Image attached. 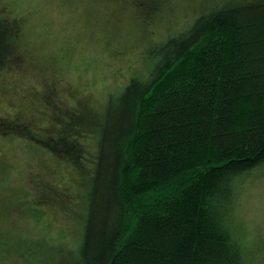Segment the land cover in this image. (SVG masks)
<instances>
[{"label": "trees", "instance_id": "16d2710c", "mask_svg": "<svg viewBox=\"0 0 264 264\" xmlns=\"http://www.w3.org/2000/svg\"><path fill=\"white\" fill-rule=\"evenodd\" d=\"M83 1L78 6L94 25L108 8L103 22L112 24V37L146 28L151 61L97 111L54 79L28 98L39 99L31 117L18 111L17 98L4 100L16 114L0 113V138L44 146L43 157L67 166L76 189L49 186V176L30 187L48 189L50 197L38 200L43 207L68 205L67 219L77 221L81 235L75 244L27 245L26 262L262 264L239 243L231 221L246 177H264V0L212 1L186 29L175 34L167 25L159 38V20L171 21L174 0ZM8 14L0 0V78L19 75L26 58L19 50L23 20Z\"/></svg>", "mask_w": 264, "mask_h": 264}, {"label": "rangeland", "instance_id": "374dc122", "mask_svg": "<svg viewBox=\"0 0 264 264\" xmlns=\"http://www.w3.org/2000/svg\"><path fill=\"white\" fill-rule=\"evenodd\" d=\"M81 1L73 0V4L80 5ZM212 1L223 0L170 2L171 21L167 22L165 17L159 20L155 36L159 38L161 32L166 31L164 27L167 25L178 30L175 34L186 29L193 23L196 12ZM87 2L88 0H84L83 5ZM78 5L67 6L61 0H2V6L10 13L9 18L23 20L24 31L19 50L26 56L22 67L24 72L15 77L5 74L0 78L2 115L12 118L16 114L9 109L7 101H4L10 97L13 101L18 99L16 105H21L19 112H24L28 117L33 116L35 102L39 99L28 98L39 96L38 93L44 89L45 79H54L61 88L68 87L77 95L88 97L90 105L97 111L101 103L105 107V101L110 95H118L130 73L136 69L144 71L145 63L150 64L149 51L153 45L145 48L150 40L146 28L136 27L138 32L135 28L127 29L126 32L123 31L124 36L122 33L112 37L110 34L113 33L108 31H114L110 28L112 24L103 22L107 17L106 6L99 10V19L94 18L97 20L94 25V21L87 18L91 13L84 10V6ZM130 21L133 23L132 18ZM129 32L133 34L127 39L125 34ZM156 42L157 40L154 43ZM120 50L122 55L114 54ZM64 91L58 89V99L66 102V106L70 108L71 100ZM40 123L47 124L45 120ZM35 134L44 136L39 130ZM43 147L28 138H0V264H28L25 254L30 251L23 252L27 245H32L33 248L35 245L37 249V246L45 245L42 242L62 244L63 241L75 244L80 240L77 221L70 223L67 219L72 217L68 205L61 206L55 201L53 206L58 210L43 207L38 200L50 197L48 189L42 188L43 186L30 188L35 182L52 177L50 181L57 183L58 189L66 187L71 194L76 190L69 183L70 169L56 160L44 158V153L41 152L47 150ZM58 159L68 164L64 158ZM87 159L92 160L93 155H88ZM41 161H47L48 167ZM30 171H33V179L29 178ZM48 176L49 179H46ZM75 207L78 208V204ZM77 216L82 221V214L77 212ZM231 227L239 243L248 247L252 258L264 264L262 175L253 173L246 177L236 199Z\"/></svg>", "mask_w": 264, "mask_h": 264}, {"label": "flooded vegetation", "instance_id": "af4514ba", "mask_svg": "<svg viewBox=\"0 0 264 264\" xmlns=\"http://www.w3.org/2000/svg\"><path fill=\"white\" fill-rule=\"evenodd\" d=\"M42 181V180H41ZM45 182H46V180H44ZM48 184H49V186H51V181L50 182H48Z\"/></svg>", "mask_w": 264, "mask_h": 264}]
</instances>
